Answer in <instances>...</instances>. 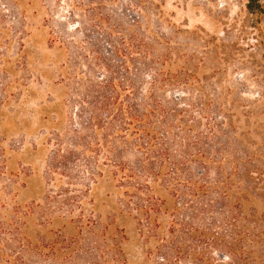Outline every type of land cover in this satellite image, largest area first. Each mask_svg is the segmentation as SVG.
Listing matches in <instances>:
<instances>
[{
  "label": "trees",
  "instance_id": "1",
  "mask_svg": "<svg viewBox=\"0 0 264 264\" xmlns=\"http://www.w3.org/2000/svg\"><path fill=\"white\" fill-rule=\"evenodd\" d=\"M259 1L249 0V8L264 13ZM104 6L102 0V11ZM98 11L90 9L80 47L86 72L74 55L75 73L61 79L64 97L48 100L42 109L48 180L65 178L73 186L109 174L119 194V207L112 211L136 220L140 234L145 228V241L156 236L153 219L168 215L167 236L155 248L154 264H264V212L243 211L245 204L264 206V170L250 164L230 112L190 83V74L172 73L169 54L155 52L136 30L138 21L129 27L114 24ZM91 29L98 36L91 37ZM27 64L23 54L16 60L20 69ZM7 85L6 92L12 88ZM20 167L8 169L0 145V182L21 173L29 177L30 170ZM2 191L0 211H5ZM69 193L59 186L56 195L46 196L38 227L31 222L38 204L23 210L14 202L0 212V264H127L116 238L123 231L115 229L107 238L112 246L105 242L109 226L102 230V245L83 237L82 228L95 224L92 217L70 221L71 234L65 224L47 230L54 221L53 204L69 215L75 210L83 215V195Z\"/></svg>",
  "mask_w": 264,
  "mask_h": 264
},
{
  "label": "rangeland",
  "instance_id": "2",
  "mask_svg": "<svg viewBox=\"0 0 264 264\" xmlns=\"http://www.w3.org/2000/svg\"><path fill=\"white\" fill-rule=\"evenodd\" d=\"M103 1L102 11V0H0V138H4L0 145L6 152L8 169L21 170L23 166L30 170L29 177L21 173L17 179L6 177L0 182L2 199L8 205L0 212L11 210L14 202L23 210L38 204L39 210L31 219L38 227L44 222L39 212L45 209L46 196L56 195L63 186L70 195H83V215L79 210L69 215L66 208L58 210L53 204L49 212L54 221L47 230L55 231L65 224L71 234L70 221L76 223L81 217L84 222L92 217L95 224L82 228L84 238L102 245V230L109 226L105 242L110 246L107 238L115 229L123 231L116 238L127 264H154L153 253L160 238L167 236L169 216L161 213L153 219L156 236L145 241V228L140 234L136 220L112 211L119 207V194L109 174L96 178L93 184L76 180L67 186L66 179L59 177L50 182L46 174L48 152L41 144L48 132L42 109L48 100L64 97L61 79L75 73L70 63L74 55L79 56L77 61L86 72L80 47L90 9L99 8L98 12L114 24L129 27L138 21L141 26L136 30L153 43L155 52L169 54L167 68L172 73L182 70L190 74V83L203 87L215 106L230 112L235 133L251 157L250 164L264 170V13L250 9L249 0ZM259 4L264 8V0ZM91 31V37L98 36L96 29ZM22 54L28 62L26 70L16 65ZM3 70L12 74L6 76ZM7 84L12 85L8 92ZM11 93L14 98L9 100ZM87 186L90 192L85 193ZM251 209L264 212L260 204L243 206L244 212Z\"/></svg>",
  "mask_w": 264,
  "mask_h": 264
}]
</instances>
